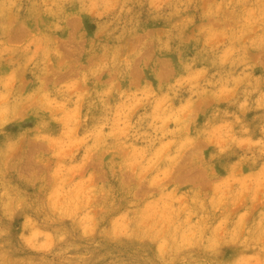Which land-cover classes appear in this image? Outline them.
I'll return each mask as SVG.
<instances>
[{
	"label": "rangeland",
	"instance_id": "obj_1",
	"mask_svg": "<svg viewBox=\"0 0 264 264\" xmlns=\"http://www.w3.org/2000/svg\"><path fill=\"white\" fill-rule=\"evenodd\" d=\"M0 264H264V0H12Z\"/></svg>",
	"mask_w": 264,
	"mask_h": 264
},
{
	"label": "clouds",
	"instance_id": "obj_2",
	"mask_svg": "<svg viewBox=\"0 0 264 264\" xmlns=\"http://www.w3.org/2000/svg\"><path fill=\"white\" fill-rule=\"evenodd\" d=\"M10 6H12V0H0V15H3Z\"/></svg>",
	"mask_w": 264,
	"mask_h": 264
}]
</instances>
